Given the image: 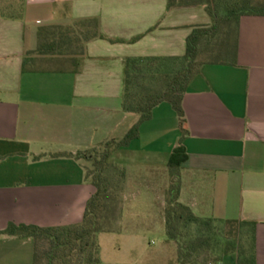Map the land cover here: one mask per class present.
Returning a JSON list of instances; mask_svg holds the SVG:
<instances>
[{"label": "crops", "instance_id": "crops-1", "mask_svg": "<svg viewBox=\"0 0 264 264\" xmlns=\"http://www.w3.org/2000/svg\"><path fill=\"white\" fill-rule=\"evenodd\" d=\"M92 19L103 38L84 40ZM213 24L204 5L183 0H0V264L34 263V239L7 234L11 224L83 220L97 192L91 160L55 155L120 142L138 121L123 112L125 60L182 57L193 32ZM53 26L81 29L71 50L83 55H28L39 30ZM236 63L203 65L183 99L182 126L162 104L136 140L113 151L109 163L126 169L124 202L117 230L98 236L102 264H165L151 248L152 236L167 241L165 218L155 225L136 212L149 208L150 180L169 175L181 141L179 202L203 219L256 223L264 264V16L241 17ZM158 112L171 116L172 131Z\"/></svg>", "mask_w": 264, "mask_h": 264}, {"label": "trees", "instance_id": "trees-1", "mask_svg": "<svg viewBox=\"0 0 264 264\" xmlns=\"http://www.w3.org/2000/svg\"><path fill=\"white\" fill-rule=\"evenodd\" d=\"M173 5V0H169ZM186 4L206 7L214 24L199 28L187 40L186 53L182 57L127 58L123 112L138 121L120 141L104 146L100 159L93 160L95 170L87 177L97 188L89 200L83 220L74 225L41 228L11 224L6 233L32 237L35 242L33 264H102L98 236L113 233L122 213L118 193L120 183L125 182L126 169L109 163L113 151L128 147L140 134V126L153 117L155 108L169 104L184 123L183 99L192 81L205 64L236 65L239 41V24L244 15L264 16V2L254 0H183ZM80 25V24H79ZM87 35L84 40L103 38L96 19L84 24ZM82 30L53 26L41 28L37 50L30 56L83 55L74 49L77 32ZM81 41V40H80ZM77 48V47H75ZM74 61L77 62L75 58ZM26 67V60H25ZM184 134V131H183ZM87 152L70 156L77 160L93 157ZM187 160L182 144L173 151L168 167L172 178ZM116 174L119 179H116ZM116 187V188H115ZM180 183L172 181L164 208L167 241L179 247V264H219L227 257H234L237 264H257L256 223L250 221L203 219L179 202ZM194 229L191 234L190 230ZM189 231V232H188ZM203 250L208 254L198 258Z\"/></svg>", "mask_w": 264, "mask_h": 264}, {"label": "rangeland", "instance_id": "rangeland-1", "mask_svg": "<svg viewBox=\"0 0 264 264\" xmlns=\"http://www.w3.org/2000/svg\"><path fill=\"white\" fill-rule=\"evenodd\" d=\"M254 1L255 2H264V0H254ZM165 106L168 108H171V110H172V107L170 105L166 104ZM159 112L157 113V117H158V119H160V118L163 119L161 121L164 122V126L162 125L163 127H161V129H164V130L166 129V130L172 131L174 128V125H173L174 122H173V119L171 118V116L169 117V116H166V114H159ZM167 115H169V114H167ZM151 134L152 135L153 134L159 135L156 132H152ZM143 142L145 143V141L141 139V140L137 141V143H135V144L136 145H142ZM103 151H104V147L88 151L87 156L91 155L93 157L91 159V163L89 165L90 172H94V170H95V167L93 165L94 164L93 160L100 159ZM116 166H118L119 168H125L124 166H121L118 164ZM165 171L167 173H169V175L165 176V173H164V177H162L160 179H151L150 180V182H151L150 184L153 185L151 187L152 188L155 187V189H157V193L149 197V206H148L149 208H146V206H144L143 208H139L140 210H138L136 212V214H139L140 216H142V218H147L150 223L153 222L155 225L160 224V223H162V225L164 224L163 223L164 220L162 219V216L164 217V208L166 207L167 201H168V197H167L166 193L168 192V190H170L171 182L174 181L176 183H179L178 176H175L174 178H172V175L170 174L171 173L170 170L166 169ZM115 177H116L115 180L119 179L117 174ZM124 185H125V182H122V183H120V186H119L120 188H118V190L120 191L118 193V197H119V201H120V207H122V203L124 202V198L120 194L121 191L123 190ZM162 211H163V213H162ZM164 227L166 229V226H164ZM190 232H191V234L194 233V229H191ZM151 248H153L152 250H154L156 253V255H154V257H153L154 258L153 260L155 262L165 263V264H179L178 263L179 262V247L175 242L164 241L162 239V236L155 235V236L151 237ZM207 254H208V251L203 250L198 258H200L202 260L204 257L207 256Z\"/></svg>", "mask_w": 264, "mask_h": 264}]
</instances>
